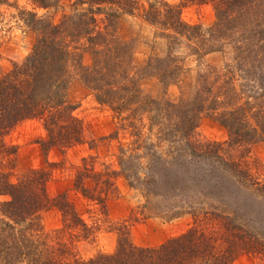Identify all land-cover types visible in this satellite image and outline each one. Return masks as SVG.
Returning <instances> with one entry per match:
<instances>
[{
    "label": "rangeland",
    "instance_id": "1",
    "mask_svg": "<svg viewBox=\"0 0 264 264\" xmlns=\"http://www.w3.org/2000/svg\"><path fill=\"white\" fill-rule=\"evenodd\" d=\"M157 1L181 7V19L189 25L200 26L206 39L201 42L185 38L178 46L171 45L167 37L170 31L145 21L149 5ZM215 1L137 0L138 9L133 14L123 13L113 5H101V11L96 14V29L110 33L114 40L130 48L128 78L119 75L120 83L114 86L118 89L114 104L128 100L124 112L117 113L113 106L98 102L96 92L81 80V70L74 61L69 71L67 95L70 104L75 106L74 117L83 126L84 143L44 152L39 142L47 138V131L38 119L24 121L7 137V143L18 148L17 177L30 169L45 168L51 173L47 183L49 195L66 193L87 223L99 227L91 238L76 243L82 257L113 253L118 239L116 226L128 227L134 245L158 247L188 232L194 226V213L213 208L228 211L218 202L205 200L201 192H193L198 197L193 201L183 197L168 200L148 194L133 177L138 174L145 178L150 166L163 162L172 171L179 172L180 168L174 165L176 159L182 164L200 163L203 161L200 152L212 143L228 148V130L217 120L225 109L226 112L244 109L253 125V115L264 112V85L260 82L264 76V0L259 1V7L237 18L218 39L209 38L210 29L217 23ZM9 2L0 7L1 74L9 72L14 63L23 62L34 45L36 35L26 26L23 11L36 12L59 23L76 8L78 11L88 8L87 4L76 7V0H59L56 7L48 10L38 9L33 0ZM115 12L117 15L109 16ZM109 19L112 27L107 26ZM211 49L216 51L210 52ZM82 63L92 64L86 52ZM225 90L231 95L227 98L234 100L230 104L224 103L227 100L220 94ZM185 111L187 116L193 114L197 118L195 128L189 133L179 131L171 136ZM244 147H232L231 153L233 156L244 154L245 162L252 164V176L264 183V140L252 144L248 153ZM85 162L97 171L106 168L120 173L114 178L117 191L107 199L104 211L74 189L75 177ZM224 167L217 168L222 171ZM238 187L245 194L241 200L251 194L257 196L250 187ZM42 225L46 232L62 228L61 213L55 208L46 211L42 214ZM232 264H264V256L242 254Z\"/></svg>",
    "mask_w": 264,
    "mask_h": 264
},
{
    "label": "trees",
    "instance_id": "2",
    "mask_svg": "<svg viewBox=\"0 0 264 264\" xmlns=\"http://www.w3.org/2000/svg\"><path fill=\"white\" fill-rule=\"evenodd\" d=\"M259 1L216 0L217 23L210 29L209 38L218 39L224 35L237 18L259 7ZM33 2L38 9L48 10L56 7L59 0ZM9 3V0H0V7ZM85 4L88 5L86 11L76 8L59 23L48 16L23 11L21 15L26 26L36 35L34 45L23 62L14 63L7 73H0V264H232L242 254L264 256V183L252 176V164L245 162L244 154L233 156L231 153L232 147L242 146L248 153L252 144L264 140V112L253 115V125L244 109L230 112L225 109L217 120L228 130V148L224 149L223 144H209L200 152L203 161L196 164H182L176 159L174 165L180 168L179 172L172 171L169 164L163 162L155 167L153 164V168L150 166L145 178L133 174L137 184L148 194L168 200L183 197L193 201L198 198L193 192H201L205 200L218 202L230 211L226 213L228 211L215 208L195 211L194 226L188 232L158 247L134 245L128 227L122 225L115 228L118 239L113 253L84 258L78 253L76 243L91 238L99 227L87 223L66 193L56 197L49 195L47 183L51 173L45 168L30 169L16 176L18 148L8 144L6 139L24 121L38 119L43 122L47 138L39 143L44 152L54 147L69 149L85 141L83 126L74 117L75 106L70 104L67 95L72 62L79 65L81 80L96 92L98 102L113 106L120 114L129 104L127 100L115 105L113 99H116L118 89L114 86L120 83L119 75L128 78L130 48L114 40L110 33L98 31L96 14L103 4L133 14L138 2L76 0L74 3L76 7ZM115 15L117 12L109 14L110 17ZM144 17L149 24L171 32L167 35L171 45L185 38L201 42L206 39L200 26L189 25L181 19L179 6L152 2ZM107 26H113L111 19ZM214 51L216 49L210 50ZM85 52L92 58L90 66L82 63ZM260 82L264 85V76ZM220 94L227 100L224 103L234 101L227 98L231 97L228 90ZM183 115L171 136L179 131L189 133L195 128L197 118L193 114L187 116L186 111ZM191 149L193 151V147ZM220 165L225 166L223 172L217 168ZM107 170L97 171L85 162L74 181V189L103 211L107 199L117 191L114 178L120 175ZM239 185L254 189L257 196L251 194L241 200L245 194L241 193ZM52 208L61 213L63 227L46 232L42 214ZM205 221L209 222L207 226H204Z\"/></svg>",
    "mask_w": 264,
    "mask_h": 264
}]
</instances>
